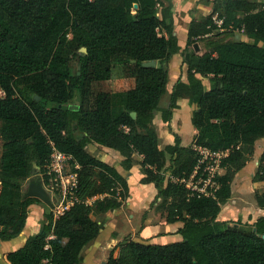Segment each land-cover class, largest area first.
Returning a JSON list of instances; mask_svg holds the SVG:
<instances>
[{"label":"trees","instance_id":"16d2710c","mask_svg":"<svg viewBox=\"0 0 264 264\" xmlns=\"http://www.w3.org/2000/svg\"><path fill=\"white\" fill-rule=\"evenodd\" d=\"M172 8L171 0H0V239L20 235L30 205L42 202L25 197V184L36 176L50 181L52 145L79 166L73 204L59 216L47 213L23 247L5 254L9 264H82L105 224L94 213L126 202L127 179L91 154L94 142L119 151L126 169L135 154L142 156L141 182L155 184L169 223H183L182 241L144 244L126 238L111 250L107 264H264V218L253 225L217 219L232 197L236 172L264 137V5L226 0L222 13L216 5L212 14L191 22L187 50L194 51L185 58L187 82L175 83L163 118L170 120L178 100L188 98L198 105L192 119L198 132L192 146L176 136L162 149L152 125L166 94L164 64L180 49L167 23ZM72 58L78 63L74 72ZM153 60L157 67L143 66ZM114 65H122L134 85L96 90L111 78ZM201 77H210L209 90ZM68 103L74 105L65 109ZM200 148L232 149L211 194L182 181L191 179L200 163ZM168 156L167 171L177 181L165 182ZM256 175L264 182V152ZM256 201L264 209V191L256 192Z\"/></svg>","mask_w":264,"mask_h":264},{"label":"crops","instance_id":"0c3cea01","mask_svg":"<svg viewBox=\"0 0 264 264\" xmlns=\"http://www.w3.org/2000/svg\"><path fill=\"white\" fill-rule=\"evenodd\" d=\"M162 1L165 4H168V0ZM171 1L173 4L172 14L167 20V23L171 26V33L177 38L180 49L171 56L168 62V82L166 94L163 96L165 99L162 97L158 109L155 111L152 125L159 135V144L162 149H165L169 144H174L176 136L180 137L181 144L183 146H192L195 141V136L198 131L195 128L192 119L194 111L198 108L197 104L192 103L188 98H181L177 102L178 107L172 109V116L170 120L165 121L163 114L170 105L171 94L175 83L179 79L187 82L186 72L188 65L185 62V55L187 52L194 51L193 49L187 50L188 33L191 22L194 19L199 20L203 16L212 14L215 11L216 5V12L222 13L226 4V0ZM163 33L167 37L170 35L165 29L163 30ZM241 38L243 40L246 39L243 34L241 35ZM208 80H210V77L202 78L206 90H209L211 87ZM163 99L164 103H162ZM1 124L2 122L0 120V127ZM257 142L261 145V151H259L258 154L260 159L262 153L264 152V137L257 140ZM89 151L98 159L114 166L118 172L127 179L130 187V194L127 202H125L126 207L125 204H123L124 206L122 205L119 209L111 210L104 214V216H107V214L110 213V218L107 222H105L104 228L101 230L99 236L85 250V258L82 264H103V261H107L111 250L118 243L129 237L134 241L144 244H172L183 240L182 234L178 232V230L183 226V223L180 221L169 223L166 220L165 210L163 214L160 215L162 220L158 222L153 221L156 220L155 217L157 218V215L153 217L148 214L149 216L144 218L146 210H148L152 203L156 200L158 189L154 183L141 182L143 177L142 167L140 164L142 156L135 154L133 166L130 169H126L122 166L124 156L117 150L94 142L90 144ZM169 157L170 156H168V161ZM247 166L248 165L244 166L242 172H247ZM67 180H69V178H67ZM29 181L26 184L29 185ZM257 186H260L261 188L258 190ZM250 189L253 190V192H251L252 194L249 193ZM235 190L232 189V197L229 199H234V203L231 204L228 200V202H226V207L228 209L226 210L222 206V211L217 218L219 221L234 223L235 221L240 220L242 224L253 225L257 220L264 218V209L259 207L256 201V192L264 191V182L257 180L251 185L248 183H242V185L236 191ZM71 199L67 201L66 206L69 207L72 205L73 202ZM159 199L160 198H158V200ZM133 200L139 201L138 204L140 207L138 209L133 210L132 207H128L134 203ZM42 202L30 205L28 220L20 235L11 240L3 241L0 239V252L3 256H5L8 252L15 251L23 247L27 239L39 231L44 220V206ZM242 203L245 204V211L239 209ZM154 204H157L156 201ZM123 209H126L128 212L139 211V214H133L134 217L132 219H128V217L132 216V214H121ZM61 213L62 212H59L56 216H59ZM98 221L101 222L100 220ZM138 226L140 227L139 230ZM3 262L5 264H9L4 257Z\"/></svg>","mask_w":264,"mask_h":264},{"label":"rangeland","instance_id":"374dc122","mask_svg":"<svg viewBox=\"0 0 264 264\" xmlns=\"http://www.w3.org/2000/svg\"><path fill=\"white\" fill-rule=\"evenodd\" d=\"M258 2H259V4L261 6L264 5V0H258ZM237 33H238L237 34V38L242 39L241 38L242 32H237ZM260 45H263V43L261 42ZM77 67H78L77 59L76 58H72V60L69 63L70 71L74 72ZM126 75L127 74L124 71V68H123L122 65H114V66H112L111 78L109 80H105L103 82L97 83L96 86H95V89L96 90H100V89H103V90H106V89L124 90V89H127L129 87H132L134 85L133 80L131 78H128ZM206 81H207V79H206ZM208 82H210V84H211V80H208ZM1 95H4V93H1ZM163 98L165 99V97H163ZM164 99L162 100V103H164ZM65 105L67 107H69V106H72L74 104L73 103H68V104H65ZM256 144H257V147L255 145L253 151L250 152L249 154H247L246 157H245V165H248L247 168H246L247 172L246 171L242 172V169L244 167L241 170L236 172V174H235V176L233 178L232 189H234V190L236 189L237 190L242 185V183H244V184L248 183L249 185H251L255 181L258 180V177H257L256 173H257V168H258L259 163H260V159L258 157V154H259V151H261L260 150L261 145H260L259 142H257ZM1 154H2V139H1V134H0V158H1ZM257 162H259V163H257ZM170 164H171V162L168 161L167 162V166H166V170H164V172H163V175L165 176V182H168L170 179H172V180L175 179V177L172 176V174L167 171V169L169 168ZM63 172H64L63 174H64V177H65V180L67 181V178H69V176H71L75 172V168L72 165H69V166H67L65 168V170ZM224 173H226V169L220 170L219 174L222 175ZM0 180H1V172H0ZM42 182H43V179H42ZM186 184H187L188 188L192 187L191 179L186 180ZM44 186H45L48 194L50 195V198L54 202L53 203L54 207L51 208L47 203L42 202V204L44 206V214H43L44 220H43V223L46 220V214L47 213L52 211L54 213V215H56V214H59V212H63L62 206H66L67 205V201L69 199H71V197H72V195L70 193H63L60 187H57L55 185H53L54 187H52L50 182H48L47 184H44ZM27 188H28V184H25V193L27 191ZM260 188H261L260 186H257L258 190ZM251 192H253V190L250 189L249 193L252 194ZM95 200L96 199L94 198V199L90 200V202H93ZM127 200H126V202H127ZM233 201H234V199L233 200L231 199V200H229V203L233 204L234 203ZM133 202L134 203H132L128 207H132L133 210L134 209H138L140 207V205L138 204L139 201H134L133 200ZM156 203H157L156 205L152 204L151 207L148 210H146V213L144 214V218H146L149 215H152L153 217L155 215H157L158 217L157 218L155 217L156 220H153V221H157L158 222V221L162 220V217H160V215L163 214V212L165 210V207H166V203L164 202V198L160 197L159 200H156ZM123 204H125V203H123ZM222 206L224 207L225 210L228 209L226 207V203L223 204ZM125 207H126V204H125ZM239 209L245 211L246 210L245 204L242 203V205H240ZM121 212H120L121 214H124V213L127 214V215L129 213L132 214V216L128 217V219H130V218L132 219L134 217L133 214L137 215V213L139 211L138 212H136V211L128 212L126 209L125 210L123 209V211H121ZM109 215H110V213H108L107 216H104V214L94 213V217L97 220H100L101 222H107L109 220V218H110ZM237 219H240V218H237ZM139 229H140V227L138 228V230ZM133 230H135V229H133ZM136 233H137V231H136ZM3 257L4 256L0 252V264H5L3 262Z\"/></svg>","mask_w":264,"mask_h":264},{"label":"built area","instance_id":"2783aa9c","mask_svg":"<svg viewBox=\"0 0 264 264\" xmlns=\"http://www.w3.org/2000/svg\"><path fill=\"white\" fill-rule=\"evenodd\" d=\"M214 20L217 24H221V20L214 16ZM0 93H3L2 91ZM240 148V145L236 147ZM232 149L226 151L212 152L206 148H200L202 159L197 165L194 173L191 177L192 188L204 194H211L212 188H218L219 184L215 181L216 176L220 173L221 161L224 157L228 156ZM72 165L75 169L79 166L73 163V156L65 152L60 151L56 146L52 145V153L47 164V175L50 177V183L60 187L63 193H70L72 195L73 189L77 186V173L74 172L69 176V180L65 181L64 170L67 166ZM198 176L196 182L193 179ZM41 177V176H40ZM174 180H179L175 178ZM186 182L185 179L182 180ZM73 202V199H72ZM73 204V203H72ZM70 207V206H69ZM68 206H63V212L69 208ZM62 212V213H63Z\"/></svg>","mask_w":264,"mask_h":264},{"label":"water","instance_id":"95a60500","mask_svg":"<svg viewBox=\"0 0 264 264\" xmlns=\"http://www.w3.org/2000/svg\"><path fill=\"white\" fill-rule=\"evenodd\" d=\"M195 49L199 50V46L198 44H195ZM83 51H86L85 48L82 49ZM193 51L191 52H187L185 55V58L188 60L191 56ZM158 63L157 61L153 60V61H146L143 63V66L145 67H157ZM164 68L167 70L168 69V63L164 64ZM64 108L67 109L68 107L66 105H64ZM132 116L135 117L136 113L133 112ZM25 197H37L39 198L41 201L47 203L50 207H53V202L50 198V195L48 194L43 182H42V178L40 176H36L33 177L30 181H29V185L27 188V191L25 193ZM254 231H256V228H254ZM261 237L264 239V234L261 235ZM103 264H107V261H103Z\"/></svg>","mask_w":264,"mask_h":264}]
</instances>
